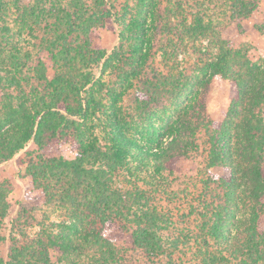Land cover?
Returning <instances> with one entry per match:
<instances>
[{
	"label": "trees",
	"instance_id": "16d2710c",
	"mask_svg": "<svg viewBox=\"0 0 264 264\" xmlns=\"http://www.w3.org/2000/svg\"><path fill=\"white\" fill-rule=\"evenodd\" d=\"M67 1L69 10L59 9L58 13L69 27L71 22L86 25L81 27L84 44H67V35L52 31L61 25L57 21L48 30L54 38L42 42L47 59H38L31 68L30 55L22 56L17 48L10 50L3 44L7 40L2 31L7 3L0 0V165L30 143L37 148L24 153L35 157L25 169L29 193L21 203L15 226L22 219L29 223L30 211L61 203L93 217L98 228L86 232L72 224L66 227L70 234L42 230L32 239L21 233L20 242L14 230L6 234L10 205L7 184L1 183L0 243L8 237L10 247L6 262L0 259V264H172L182 242L164 233L169 217L150 203L145 190L161 193V186L178 172L175 163L197 148L200 130L205 131L209 144L204 184H217L225 196L215 210L212 203L202 208L205 234L199 239L205 249L198 251L199 264H264V62H251L244 51L240 53L217 38L216 54L206 67L211 77L220 76L233 85L235 97L228 110L233 120L217 127L192 105L178 108L179 103L173 101L174 119L170 115V121L159 125L162 133L152 125L153 134L148 138L152 145L144 146L135 138L143 131L141 125L134 116L126 119L119 100L147 55L146 10L139 8L128 21L127 9L120 11L114 0L91 1L98 8L94 11L87 10L82 0ZM147 1L139 0L144 7ZM228 2L232 19H248L258 6V0ZM41 4L38 0L25 11L35 23L45 14L50 16ZM198 21V30L206 32L209 27L203 26L199 17ZM107 24L120 28L121 45L110 53L93 48L88 36L87 25L102 28ZM256 29L264 33V22ZM26 70L34 75L25 74ZM49 70L53 72L51 79ZM106 73L111 81L104 79ZM170 80L145 81L144 89L134 96L135 116L151 122L155 113L148 109L160 102L158 94L164 84L169 85L172 100L182 98V91L193 86L180 85L173 77ZM10 88H17L18 94L6 93ZM94 129H99L100 138L93 137ZM158 134L170 140L164 144ZM55 140L76 142V158L67 161L47 155ZM214 168H222L228 175L211 173ZM120 178L129 181L131 189L118 187ZM210 240L217 247H210ZM52 251L57 253L54 261Z\"/></svg>",
	"mask_w": 264,
	"mask_h": 264
},
{
	"label": "rangeland",
	"instance_id": "374dc122",
	"mask_svg": "<svg viewBox=\"0 0 264 264\" xmlns=\"http://www.w3.org/2000/svg\"><path fill=\"white\" fill-rule=\"evenodd\" d=\"M4 1L7 5L2 31L7 40H4L3 44L10 50L13 47L17 48L22 56L30 55L29 67L32 68L38 59H47L48 53L42 42L43 39L47 41H50V38L53 39L55 36L53 32L67 35L65 36L66 42L72 44L73 47L84 44L81 27H86V25L83 22H71L73 26L69 27L68 22L58 13L59 9L69 10L67 0H56L57 2L42 0L41 8L46 11L45 13L50 12V16L45 14L41 20H38V23L33 22L29 13H25L29 7L35 6L38 0H16L15 6H12L13 0ZM91 1L93 0H82L85 8L89 11L98 9ZM114 1L120 11L124 8L127 9L128 21L135 16L139 8L146 10L147 42L145 44L147 45L145 51H147V55L141 67L133 72V76L130 77V85L119 100V106L126 115V119L134 116V120L141 125L143 131L136 134L135 138L144 146L152 145V142L148 141L149 134H153L151 132L152 125L158 133H162V130L158 128L159 125L170 121V115L172 119L176 115L172 111L174 110L172 109L173 101L175 104L179 103L178 108H185L187 104L192 105L200 111L202 117L216 124L217 127L228 120L232 121L228 110L235 97L233 85L220 76L211 77L210 70L206 65L216 54L215 40L217 38H223L240 53L244 51V55L251 62L257 64L264 62V33L256 29V26L264 22V0H258L255 12L250 18L244 20L231 18L228 0H149L145 3V7L139 0ZM54 13L58 14V17ZM197 17L200 18L203 26L209 27L206 32L198 30ZM57 21L61 25L57 27L56 31H48ZM87 26L89 27L90 44L93 48L110 53L113 48L121 45L119 26L115 24H107L102 28L98 25ZM71 29L76 31L71 32ZM182 30L187 33H180ZM125 46L127 43L124 44ZM25 72L30 77L34 75L32 70ZM52 77L53 72L49 70L48 78ZM171 77L179 81L180 85L193 86L182 91V98L172 100L173 95L169 92V85L164 84L160 87L158 94L160 102L148 109L149 112L155 113L151 117V122L149 123L146 117L135 116L133 111L134 96L144 89L145 81L171 83ZM104 79L112 80L107 73ZM7 92L17 95L19 91L17 88H10L6 90ZM1 95L0 91V99ZM97 98L101 99V95H98ZM192 115L193 113L190 112L189 117L191 118ZM91 133H93V137H101L99 129H94ZM157 137L164 141V144L170 140L166 135L158 134ZM195 143L197 148L190 150L189 157L181 158L175 163L178 172L170 176L167 183L161 186V193L156 194L145 190L150 203L161 208L162 213L169 217L168 227L164 233L178 239L180 243L182 242L179 250L174 254L172 264H199L198 251L202 252L205 249V247L201 248L199 239L205 234L201 226L202 208L205 210L207 203H212L213 211L216 205L224 202L225 191L223 188L218 187L217 184H211L208 187L204 184L206 155L209 148L208 136L204 130L199 131ZM35 150L37 148L30 143L11 161L0 165V184H7V202L10 205L9 215L5 220L6 234L9 235V231L14 230L13 234L22 242L21 233L32 239L42 230L70 234V230L66 227H70L72 224H77L78 230L86 232L98 228L93 217L88 216L85 212H80V210L77 212L63 206L61 203L51 206L43 205L37 211H30L32 219L29 220V223L25 224L26 221L22 219L20 225L15 226V220L21 211V203L25 201L24 197L29 193V179L25 169L29 160L35 157V155H25L24 153ZM47 155L72 161L77 155V144L74 141L61 143L55 140L47 148ZM211 173L220 176L228 175V172L222 168L211 169ZM117 186L124 190H129L132 187L129 181L122 178L119 179ZM52 224L63 225L65 228L59 229L53 227ZM211 224L212 221L208 223V226ZM5 246L9 250L8 237L4 244L0 243V255L3 254ZM209 246L217 247L213 240H210ZM51 256L54 261L57 253L52 251ZM141 261L143 262L142 259Z\"/></svg>",
	"mask_w": 264,
	"mask_h": 264
},
{
	"label": "crops",
	"instance_id": "0c3cea01",
	"mask_svg": "<svg viewBox=\"0 0 264 264\" xmlns=\"http://www.w3.org/2000/svg\"><path fill=\"white\" fill-rule=\"evenodd\" d=\"M7 256H8V250H7L6 246H5V250H4L3 254L0 255V259L3 260V263L6 262Z\"/></svg>",
	"mask_w": 264,
	"mask_h": 264
}]
</instances>
